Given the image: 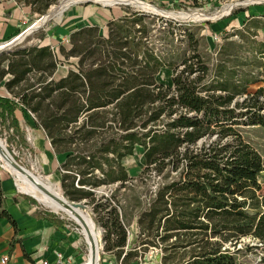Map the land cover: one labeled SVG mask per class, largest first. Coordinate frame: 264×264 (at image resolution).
<instances>
[{
	"label": "trees",
	"instance_id": "trees-1",
	"mask_svg": "<svg viewBox=\"0 0 264 264\" xmlns=\"http://www.w3.org/2000/svg\"><path fill=\"white\" fill-rule=\"evenodd\" d=\"M14 1L30 9L33 21L57 0ZM172 24L180 42L186 39L195 50L201 38L186 26L138 11L110 20L105 38L98 27L79 28L68 51L59 47L65 61L75 60L57 81L52 77L60 61L49 47L1 56L0 85L10 96L0 97V118L15 123L20 108L54 153L64 155L62 195L90 208L103 227L106 250L120 264L137 261V249L149 247L160 249V264H240L241 239L264 246V210L256 197L264 162L241 134L243 126L264 129V60L251 75L224 60L211 65L197 56L179 58L150 35L158 29L176 38L165 30ZM163 69L171 71L168 84L157 80ZM259 82L263 86L248 91ZM136 148L145 165L140 177L152 172L165 182L137 214L136 243L126 250V193L136 178L122 161ZM113 185L114 194L98 196L100 188Z\"/></svg>",
	"mask_w": 264,
	"mask_h": 264
},
{
	"label": "rangeland",
	"instance_id": "rangeland-1",
	"mask_svg": "<svg viewBox=\"0 0 264 264\" xmlns=\"http://www.w3.org/2000/svg\"><path fill=\"white\" fill-rule=\"evenodd\" d=\"M61 1L62 0H57L48 8L46 13L49 12L51 8L59 6ZM134 1L147 4L156 11H151V8H146L145 10V8L134 3L128 5L120 3L106 6L101 2H96V0L75 2L69 4L70 6H66L63 9L64 11L62 10L60 13L51 17L41 28L33 31L29 36H26L5 51H0V57L24 47L29 41L40 39L43 29L47 27L56 28L62 23L64 17L72 10H85L98 7L101 14H106V10L143 12L150 16L162 18L164 21H171L180 25L182 24L186 26L184 28H187L190 32L195 34V38H201L194 50L188 46L186 39H182L183 41L180 42V39H178L179 30H177L178 27L174 24L165 28V30L172 31L176 34V38L174 36L167 37L166 33L162 34L159 33L158 29H152L150 33L151 37L154 36L155 44H157V46L164 52L171 50L172 54L174 56L178 55L179 58H183L184 56H187V58L197 56L200 57L199 60H209L211 65L224 60L227 62L226 65L228 67L234 68L239 73H243L244 71H250L249 74L251 75H256L258 73L257 66L259 60H255V57L258 56L260 42L264 40V30L260 29L258 33L257 28L260 24L264 25V21L254 20L255 22H258V25H255L256 28L250 25L249 30L250 28L252 30L249 31L238 29L239 26L237 19H231L230 17L236 15L237 12L245 8H252L254 6L262 7L264 6V0H195L196 5H191L190 0H169L166 3H160L157 0H155V2H146L143 0ZM228 8V12L223 13ZM255 10L257 12L256 7L253 8V11ZM101 18V20L104 19V17ZM37 20L27 22L26 27ZM101 20H99V23L102 24L103 21ZM230 25L233 26L229 27ZM235 26L237 29L234 28ZM180 38L183 37L181 36ZM170 75V70L163 69L158 74L157 80L160 83L168 84ZM258 86H263V84L260 82L251 84L248 87V91L253 92ZM14 126V122L6 120L5 118H0V139L3 141L8 154L17 165L33 174L35 177H39L42 182L51 183L58 193L65 198L60 191L55 177L52 174H44L39 168L38 158L36 157L34 150L31 149L23 139L24 132H21L20 129L16 130ZM241 134L243 138L260 154L264 162V129L260 126H243ZM199 144H201V142ZM142 154V149L136 148L132 156H128L122 161L128 176L136 178L133 183V189L126 193L128 195L127 207L125 208V217L123 218V222L128 227L130 245L134 244V242L136 243L135 234L137 233V214L148 207L154 196V192L165 182L164 176H158L152 172L140 177L145 166ZM1 165L2 164H0V173L7 175L14 180L13 175L3 169ZM258 185L259 189L256 191V197L261 204L260 210L263 211L264 171L258 178ZM116 189L115 185L106 186L100 188L97 194L98 196L109 197L115 193ZM123 192L124 190L122 189L119 193H116V198L121 200ZM21 196L26 201L30 202L43 215L55 218L70 232L71 241L76 248V260L63 264H82L87 258V245L81 233L82 229L80 224L67 217H63L61 214H56L47 210L41 204L36 202V200L23 193H21ZM83 213L93 221L90 208L87 207ZM94 228L95 230H98L96 232L99 236V264H115L116 258L113 257L114 254L106 250L108 243L104 240L105 233L103 227L94 223ZM171 242H173V239L168 241L169 244ZM262 245L263 244L258 240L251 237L241 239V242L237 245V249H240V252L236 255L238 262L240 264H262L261 261L264 258V246ZM137 253V261H133L131 264H160L161 251L159 248H139L137 249Z\"/></svg>",
	"mask_w": 264,
	"mask_h": 264
},
{
	"label": "crops",
	"instance_id": "crops-1",
	"mask_svg": "<svg viewBox=\"0 0 264 264\" xmlns=\"http://www.w3.org/2000/svg\"><path fill=\"white\" fill-rule=\"evenodd\" d=\"M143 1L155 2V0ZM157 1L166 3L169 0ZM255 7L257 12L253 11ZM99 11L98 7L85 10L74 9L64 17L59 26L43 29L41 39L29 41L22 48L49 47L60 61L52 79L60 80L67 75L72 68L71 64L74 63L72 58L65 61L59 53V47L64 48L65 51L70 49L69 37L71 33L82 27H98L99 35L105 38L107 37V23L126 13L121 10H106V14H101ZM101 17L104 19L101 20ZM31 18L28 7L18 4L14 0H0V44L8 42L20 34ZM230 18L237 19L238 29L247 28L249 30L250 22L264 21V6L245 8ZM99 20L103 23H99ZM234 28L237 29L236 26ZM260 29L264 30L263 24L257 28L258 33ZM251 30L250 28L249 31ZM259 50L262 52L255 57V60H264V40L260 42ZM9 96L8 92L0 85V97L8 98ZM14 119L15 129L24 132L23 139L34 150L41 171L44 174H52L59 185L61 176L59 165L63 162L64 155L54 153L45 134L31 126L29 116L24 114L20 108L15 110ZM69 233L65 226L52 224L46 215L26 201L21 196L15 180L0 173V258L7 257V264H43V262L55 264L57 255H61L62 262L69 263L76 260L77 254ZM134 245L135 242L130 245L129 237H127L126 250ZM115 264H120V262L118 263L116 260Z\"/></svg>",
	"mask_w": 264,
	"mask_h": 264
},
{
	"label": "bare ground",
	"instance_id": "bare-ground-1",
	"mask_svg": "<svg viewBox=\"0 0 264 264\" xmlns=\"http://www.w3.org/2000/svg\"><path fill=\"white\" fill-rule=\"evenodd\" d=\"M81 1H85V0H62L59 6L51 8L50 11L45 14L44 20L50 19L51 17L60 13L69 4L73 2L75 3ZM97 1L107 6L120 4V3L122 4L123 2H128L129 4L134 3V0H96V2ZM137 3L142 8H145V10L146 8H151L150 9L151 11L155 10L149 5L141 2L140 3L135 2L134 4ZM228 10L229 8L226 9L223 13H227ZM19 41H20V34H18L12 40L0 44V50L7 48L8 46H12ZM0 164H2L1 167L3 169L7 170L10 174L13 175L15 183L21 193L33 198L34 200H36V202L41 204L47 210L56 214H61L63 217H67L72 221L80 224L82 229L81 233L87 245V258L82 264H99V254H100L99 236L98 233L96 232L98 230H95L94 225L89 220L88 216L85 215L83 212L67 209L65 207L63 197L58 193L56 188L51 183L42 182L39 179V177H35L30 172L17 165L12 159V157L8 154L5 145L1 139H0ZM39 186H41L42 188Z\"/></svg>",
	"mask_w": 264,
	"mask_h": 264
},
{
	"label": "water",
	"instance_id": "water-1",
	"mask_svg": "<svg viewBox=\"0 0 264 264\" xmlns=\"http://www.w3.org/2000/svg\"><path fill=\"white\" fill-rule=\"evenodd\" d=\"M88 1V0H87ZM137 1H134V3ZM74 3V2H73ZM71 3V4H73ZM126 3V5H128L129 3L127 2H123ZM138 4V3H137ZM44 16H41L36 22L31 23L28 27H26L21 33H20V41L22 39H24L26 36H28L30 33H32L33 31L38 30L39 28H41L49 19L44 20ZM13 46V45H12ZM11 46H8L7 48H4L0 51H5L6 49L10 48ZM41 187V186H39ZM42 188V187H41ZM44 189V188H43ZM64 203H65V207L69 210H73V211H80V212H84L87 209V206L84 204V202H71L68 201L67 199L63 198ZM89 218V217H88ZM89 220L93 223V221L91 220V218H89ZM94 225V223H93Z\"/></svg>",
	"mask_w": 264,
	"mask_h": 264
},
{
	"label": "built area",
	"instance_id": "built-area-1",
	"mask_svg": "<svg viewBox=\"0 0 264 264\" xmlns=\"http://www.w3.org/2000/svg\"><path fill=\"white\" fill-rule=\"evenodd\" d=\"M7 262H8L7 257H1L0 258V264H7ZM43 264H47V262H43ZM55 264H63L61 255H57V259H56Z\"/></svg>",
	"mask_w": 264,
	"mask_h": 264
}]
</instances>
